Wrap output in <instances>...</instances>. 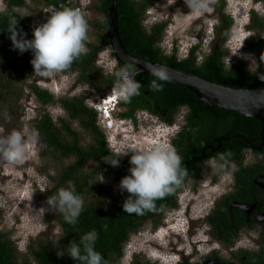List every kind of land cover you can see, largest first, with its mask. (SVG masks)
Masks as SVG:
<instances>
[{
	"label": "trees",
	"instance_id": "obj_1",
	"mask_svg": "<svg viewBox=\"0 0 264 264\" xmlns=\"http://www.w3.org/2000/svg\"><path fill=\"white\" fill-rule=\"evenodd\" d=\"M2 1L5 8L0 11V63H7L16 78L23 81L27 77L31 64L29 55L32 51L21 53L13 47L9 38L10 33L7 31L9 19L10 17L17 19L18 31L26 34L24 35L25 39L31 40L34 38V28L45 23L48 18L45 22H36L22 16L19 11L25 5L26 0ZM57 1L44 0L45 3H56ZM110 1L97 0L96 4V9L105 16L106 24H108L106 10ZM260 1L264 5V0ZM148 5L147 0H117L119 35L125 49L131 55L173 66L214 82H223L233 88H251L262 81L259 77L264 75V60H261V55L264 54V41L261 44L252 43L249 45L258 61L253 71L246 72L243 62L232 64L229 67L225 66L223 58L228 51L222 48V44L228 39L232 19L223 11V8L219 9L216 14L218 19L216 35L219 43L212 46L199 61L197 59L198 46L192 47L184 59H178L174 51L171 53L163 51L159 44L162 41L165 22L155 23L148 30L142 26V19ZM251 22L250 27L259 28L264 32V15L259 16L253 11ZM103 34H99L98 43L87 42V54L82 55L79 60L72 64L70 69L63 73L76 72L75 80L86 83L90 88L105 87L108 89L112 86L116 82L113 73L124 65L116 62L112 75L100 73L96 66L97 57L101 51L100 44L109 46L108 39L103 38ZM133 68L137 72L135 79L142 84V87L139 90V95L131 98V102L126 103L123 100L120 102L121 106L125 108L120 114L133 117L136 110L144 109L157 114L159 117L162 115L163 109H166L167 114L170 115L179 106L187 105L190 109L187 117L189 130H183L173 142L175 149L182 157V161L187 157H193L192 150L197 152L204 143L205 145L215 144L216 146L217 135L220 133H241L252 142L260 136L261 123L253 117L243 116L234 110L208 105L205 101L199 100L188 88L169 81L164 84L163 91L153 92L150 90L149 84L155 77L151 74L140 73L134 66ZM1 73L0 99H2L3 106L9 107L17 104L20 92L10 86L8 91L2 92L4 91L2 88L9 80V78H5L9 76L2 70ZM18 79L12 78L10 81L15 83ZM29 89L41 105L54 102V96L42 89L36 82L30 84ZM82 94L63 96L57 99L58 104L65 112L64 117H58V126L50 113L46 111L40 112L33 123L38 144L47 148L53 147L65 157L73 156L75 158V161L67 166L59 176L51 177V180L54 181L56 178V181L55 186L48 191V197L55 195L58 191L57 188L61 185L68 186V181L74 183L76 194L82 196L93 184L99 173L112 175L116 180H121L124 176L130 175L129 169L132 165L129 161L131 155L121 156L118 167H113L104 161L105 156H111L115 152L107 147L105 135L96 125V112L85 105V96ZM72 120H79L80 124L91 132L93 143L86 147L80 144L77 131L71 128L70 122ZM165 120L170 122L171 118ZM65 133L71 136V141L64 140ZM230 141L225 140L222 151H220V153L231 152L230 159L237 157L244 148L249 146L246 143H241V139H238V144L235 146H232ZM220 153L208 151L207 154L218 157ZM87 160L93 161L94 167L87 173H80V167ZM128 195L126 191H119L110 196H106L104 193L101 199L85 203L84 210L75 226L66 223L63 215L56 211L54 216L61 229L60 235L56 239L31 240L23 254L19 252L13 240L0 232V264H80L79 261L73 260L68 255L67 248L72 241L79 244L81 237L91 231L98 233L95 250L101 253L110 264H118L125 242L132 233L139 230L143 220L155 214H161L167 204H173L169 200L172 196L170 194L164 199L156 201V211L146 212L144 215H130L125 213L122 208V204ZM61 251L64 252V255L59 256Z\"/></svg>",
	"mask_w": 264,
	"mask_h": 264
},
{
	"label": "rangeland",
	"instance_id": "obj_2",
	"mask_svg": "<svg viewBox=\"0 0 264 264\" xmlns=\"http://www.w3.org/2000/svg\"><path fill=\"white\" fill-rule=\"evenodd\" d=\"M72 1L76 4H85V9L87 10L86 15L89 21V41L98 43L99 34L106 32L108 24L104 20L105 16L96 9L97 0ZM147 1L149 5L145 10L142 26L148 30L155 23L165 22L162 41L159 44L165 53L174 51L178 59H184L185 53L193 43L200 41L204 37L208 38L213 35L214 39L210 45L211 47L217 45L219 40L215 32L216 26L218 25L216 14L219 9L223 8V11L232 19L228 39L222 44V48L228 51L223 58L225 66L229 67L232 64L243 62L246 72H251L256 68L258 61L254 52L249 48V45L252 43L261 44L264 41V32L259 28L250 27L252 24L251 21L249 25L245 26V22H247V10L253 0H216V3L211 6V11L196 14L189 11L184 0ZM43 3L44 0H26L25 5L20 9L19 13L33 21L45 22L46 18L39 12V8ZM223 4L224 6L222 7ZM257 7L258 15L263 16L264 6L257 5ZM4 8L5 5L0 0V11H3ZM100 45L101 51L98 54L96 66L100 70V73L112 75L117 62L116 57L110 45L107 46L102 43ZM241 46L243 47L241 48ZM33 55V52L29 55L31 60L33 59ZM200 58L201 56L198 57V59ZM1 70L9 76L5 78H9V80L2 88L4 90L2 92L8 91L10 86L12 89L20 92V98L17 104L9 107L3 106L2 99H0V135L6 136L12 130L21 131L26 140V151L28 155L23 164H10L0 158V232L6 234L13 240L19 252L23 254L31 240L40 238L56 239L60 235L61 229L54 216L56 211L47 202L48 191L55 186L56 178L53 181L51 177L59 176L67 166L75 161L73 156L65 157L53 147L47 148L44 145L35 143V139L33 140L31 138L33 135L36 138V131L33 128L35 118L42 111L49 112L58 126V117L65 116L64 110L57 101L59 97L83 93L82 95L85 96V105L92 108L91 104L96 105V102L108 93V89H105V87L100 89L90 88L86 83L76 81V72L60 73L50 78L40 77L34 75L32 64H30L27 77L23 81L22 79L16 78L7 63H0V78L2 77ZM12 78L18 79V81L15 83L11 82L10 80ZM5 79L4 81H6ZM33 82H36L42 89L52 94L55 98L54 102L41 105L29 89V85ZM114 84L116 85V82ZM121 109L125 110L124 107H121ZM184 110L185 108H181L180 113H183ZM134 116L136 122H138L136 126H133L127 118L125 123L128 122L129 124L123 123L125 126H120L117 132L118 134L109 136L113 148L110 149L111 146H108L107 141L106 144L111 151L115 150L114 152L118 153L131 149L130 146L147 149L154 143H162L166 137L163 130L165 133H168L169 129L165 127V124L162 123L158 116H146L141 110L135 111ZM103 124L104 121H100L97 115L96 125L102 132L105 131L102 128ZM70 125L72 129L77 131L80 144L83 147L93 143L91 132L86 130L80 124L79 120H72ZM135 127H137V130L134 133L130 132ZM123 133H125L124 137L122 136ZM104 135L106 137L105 133ZM63 138L65 141H71V136L67 133L64 134ZM132 139L135 140L133 143L129 141ZM243 153H245L243 155L245 158L252 157L249 150H245ZM132 154V152L128 153V155ZM93 167L94 162L87 160L80 167L79 172L87 173ZM208 169L211 170L208 171ZM215 170L208 162H205L206 184L210 182L209 176ZM1 173H6V175ZM100 175L104 177V182L98 181ZM45 177L49 178L50 182L45 183ZM39 181L43 182L45 189L48 191L44 193H40V191L35 192V196L30 200V197H28V187L24 184L29 183L35 189V185ZM119 184L115 182L112 176L99 173L93 184L82 195L84 204L101 199L104 193L106 196L118 193L121 191ZM61 187L67 186L61 185L57 190ZM222 189L224 187L217 184L213 187L205 186V208L210 205V202L217 197ZM203 191V189H199V194L196 193L200 196L193 198L192 201L193 215L195 218L202 212L201 208L204 206V203H202L204 199L201 198L204 196L201 195ZM180 200L182 202L174 212L169 211L164 214L163 219H165V225H161L156 219L155 223L147 219L142 222L139 230L136 233H132L124 245V255L120 258L119 264H121V260H123V264H126L130 260L132 253L141 248L147 254L145 259L150 262H157L154 260V257L157 258L160 255L162 259L159 258L161 260L158 261L159 264H177L178 259L189 253L193 254L194 259H199L200 255L204 251H207V247L209 246L207 245L208 242H205V246L202 242L196 243L199 238L204 239L200 235V230L195 231V229H190L188 231L186 222L181 217L178 219L172 218L175 214L181 215L183 212L187 200L185 196L181 197ZM190 234H193V237L190 238ZM175 235L182 236L176 240ZM205 239L207 238L205 237ZM176 241L178 242L177 246L180 247V250L175 244ZM238 245L242 248H251V241L247 236L241 235Z\"/></svg>",
	"mask_w": 264,
	"mask_h": 264
},
{
	"label": "clouds",
	"instance_id": "obj_3",
	"mask_svg": "<svg viewBox=\"0 0 264 264\" xmlns=\"http://www.w3.org/2000/svg\"><path fill=\"white\" fill-rule=\"evenodd\" d=\"M184 3L191 13L196 14L211 11V6L216 3V0H184ZM257 5L264 6L260 0L252 1L247 10L245 26L249 25L253 11L258 14ZM17 24L18 20L10 17L7 29L10 33L9 38L13 47L21 53L28 50L33 52V59L30 62L34 69V75L50 78L56 74L63 73L70 69L72 64L79 60L82 55H86L88 52L85 42L88 40L89 35V21L87 22L84 13L80 9L64 7L62 10L53 11L45 23L34 28V38L31 40L24 38L26 34L18 31ZM213 39L214 35L208 38L204 37L200 41L193 43L189 50L194 46H198V59L199 56L202 57L205 54V49H207L206 53L209 51L211 48L210 43ZM189 50L185 53L184 58L187 57ZM198 60L200 61L201 58ZM261 60H264V54L261 55ZM150 71L155 77L149 84L150 90L153 92L163 91L164 84L169 81L167 68L165 66H153ZM113 74L116 78V85L113 89L115 97L110 101L107 99L106 94L96 102V105L91 104L96 116L98 115V119L104 121L102 128L105 131L103 133L106 134L105 141L108 142V146H111L110 149L113 148V145L110 143L111 138L109 136L118 134V129L125 123L127 118L133 126L137 125L138 122H136L135 116L126 117L120 114L124 111L121 109L120 102L122 100L126 103L131 102V98L139 95V90L142 87V84L135 79L136 70L129 64L118 68ZM259 78L264 80V75ZM118 109L119 111H117ZM138 110H141L146 116H157L144 109ZM125 124L128 125L129 123L126 122ZM168 129V133L163 130L166 137L162 143H154L147 149L130 146L131 149L129 150H123L104 157L106 163L111 164L113 167H118L121 156L128 155L129 152L133 153L129 161L132 165L129 169L130 175L124 176L121 180L115 179L116 183H120L119 189L121 192L126 191L129 194L122 204L123 211L127 214L144 215L146 212L156 211V201L173 194L183 184L188 174L187 168L183 166L182 157L178 154L175 147L171 145L172 131L170 128ZM136 130L137 127L130 130V132L134 133ZM122 136L124 137L125 133ZM31 138L35 139V143L38 144L37 135L36 138L35 135ZM129 141L133 143L135 140ZM112 151L114 152L115 150ZM27 155L26 140L21 131L12 130L6 136L0 135V158L4 161L10 164H23L27 159ZM231 156V152L220 153L218 158H210L209 164L214 169L223 171L228 167ZM1 174L6 175V173ZM98 181L104 182V177L100 175ZM44 182H50L49 178H46ZM24 185L28 187L30 200L35 196V192L44 193L48 191L45 189L43 182L40 181L35 185V189L29 183ZM47 202L53 210L63 215L66 223L73 226L77 224L78 218L84 210V199L81 195L76 194L75 185L72 181H68L67 187L59 188L55 195L49 196ZM97 239L98 233L95 231L84 234L79 244L75 241L70 242L67 248L68 255L73 260L79 261L80 264H110L101 253L95 250ZM58 255L62 256L64 252L61 251ZM146 255L142 248L134 251L126 264H146L149 262L145 259ZM154 260L157 262L161 261L155 257ZM121 264H123V260H121Z\"/></svg>",
	"mask_w": 264,
	"mask_h": 264
},
{
	"label": "flooded vegetation",
	"instance_id": "obj_4",
	"mask_svg": "<svg viewBox=\"0 0 264 264\" xmlns=\"http://www.w3.org/2000/svg\"><path fill=\"white\" fill-rule=\"evenodd\" d=\"M181 108H185L183 113H180ZM189 113L188 106L181 105L170 115L167 114L166 109H163L162 115L159 116L165 127L172 131L171 145L173 147L175 146L173 142L179 134L185 129L189 130L187 122ZM169 117L171 118L170 122L165 120ZM231 135H238L237 138L229 139L232 146L238 144V139H241V143L249 145L248 148H244L237 157L230 159L225 170L216 169L209 176L210 182L206 184L205 162L209 163V159L215 157L208 155V151L220 153L225 140H219V138ZM216 140V146L204 143L197 152L192 150L193 157L183 160V166L187 168L188 174L183 184L169 198L173 204H167L161 214H155L146 219L154 221V223L156 219L161 225H165L164 214L169 211L174 212L182 202L180 198L185 196L187 202L183 212L181 215L175 214L172 218L181 217L186 222L188 231L190 229L200 230V235L204 239L199 238L196 243L202 242L205 246V242H208L209 246L199 259H194L193 254L189 253L178 259L177 264H203L207 261H218L224 264H264V140L262 141L259 136L252 142L241 133H220ZM245 150L250 151L251 158L243 156ZM210 170L208 169V171ZM216 184L223 186L224 189L205 208V186L213 187ZM199 189L204 190L201 193L204 195L201 197L204 199L202 202L204 206L201 208V213L198 215L195 213L197 215L195 218L192 201L193 198L200 196L198 195ZM241 235L249 238L251 248H242L238 245ZM181 236L175 235L176 240ZM189 237H193V234H190ZM177 243L176 241V246ZM177 248L180 250L179 246ZM146 264L159 263L149 261Z\"/></svg>",
	"mask_w": 264,
	"mask_h": 264
},
{
	"label": "water",
	"instance_id": "obj_5",
	"mask_svg": "<svg viewBox=\"0 0 264 264\" xmlns=\"http://www.w3.org/2000/svg\"><path fill=\"white\" fill-rule=\"evenodd\" d=\"M107 30L103 38H107L117 62L134 66L140 73L152 74L153 66H165L169 82L182 85L192 91L196 97L208 105L222 109L234 110L246 117H253L261 123L260 136L264 140V80L251 88H233L223 82H214L173 66L150 61L143 57L131 55L124 47L118 28L117 0H111L106 10ZM154 76V75H153ZM238 135L221 136L219 140L237 138ZM214 149V148H212ZM224 264L218 261H207L203 264Z\"/></svg>",
	"mask_w": 264,
	"mask_h": 264
},
{
	"label": "built area",
	"instance_id": "obj_6",
	"mask_svg": "<svg viewBox=\"0 0 264 264\" xmlns=\"http://www.w3.org/2000/svg\"><path fill=\"white\" fill-rule=\"evenodd\" d=\"M64 7L80 9L84 13L85 18L88 22V18H87L88 16L86 15L87 10L85 9V4H82V3L76 4V3H73L72 0H58L56 3H44L40 6L39 12L45 18H49L50 14L53 11L62 10ZM87 42H89V35H88V40L85 42L86 47H87ZM87 49H88V47H87ZM114 87H115V84L109 88L108 93L106 95L107 99H113L115 97L114 92H113Z\"/></svg>",
	"mask_w": 264,
	"mask_h": 264
},
{
	"label": "bare ground",
	"instance_id": "obj_7",
	"mask_svg": "<svg viewBox=\"0 0 264 264\" xmlns=\"http://www.w3.org/2000/svg\"><path fill=\"white\" fill-rule=\"evenodd\" d=\"M110 101H112V99H109ZM106 103V102H105ZM174 228V227H173ZM176 228V227H175ZM153 254H155V253H153ZM157 258H161V256L160 255H158L157 256ZM162 259V258H161ZM163 262V261H162Z\"/></svg>",
	"mask_w": 264,
	"mask_h": 264
}]
</instances>
